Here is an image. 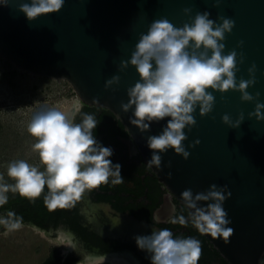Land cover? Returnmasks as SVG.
<instances>
[{"label": "water", "instance_id": "1", "mask_svg": "<svg viewBox=\"0 0 264 264\" xmlns=\"http://www.w3.org/2000/svg\"><path fill=\"white\" fill-rule=\"evenodd\" d=\"M23 2L31 0H9L8 6L0 5V57L30 74L67 80L81 103L111 111L125 126L146 164L152 155L147 138L159 135L170 117L152 122L150 130L143 133L130 123L134 108L124 112L121 104L128 102L127 89L140 76L131 64L121 71V61L130 60L141 34L147 33L157 19L167 18L174 26L182 27L197 12L207 11L217 23H222L218 19L221 15L235 21L232 32L226 33L222 41L223 54L233 49L244 54L243 63L237 57V84L241 78H251L248 69L255 63L256 83L247 91L254 97L259 92V97L242 101L239 91L221 93L209 89L216 98L213 111L201 116L197 107V124L190 131L188 127L184 129L187 139L183 144L190 152L189 158L170 148L159 153L161 168L153 166L151 170L183 205L184 190L191 189L196 194L207 191L212 184L227 185L232 195L223 207L232 221L228 227L234 233L227 244L222 237L205 236L231 264H261L264 120L250 117L249 113L255 111L257 101L264 103V0H221L219 5L216 0H65L59 12L42 14L33 21L19 11ZM185 8L192 12L186 14ZM240 41L244 42L242 47L238 46ZM115 75L120 77L119 83L105 88L106 81ZM96 99L98 104L93 102ZM241 112L244 121L239 128L222 120L224 114H229L235 121ZM196 140L200 143L192 147ZM207 203L199 202L201 206ZM99 208L121 214L108 202L89 204V210ZM95 251L86 260L106 256Z\"/></svg>", "mask_w": 264, "mask_h": 264}, {"label": "clouds", "instance_id": "2", "mask_svg": "<svg viewBox=\"0 0 264 264\" xmlns=\"http://www.w3.org/2000/svg\"><path fill=\"white\" fill-rule=\"evenodd\" d=\"M220 2L216 0L217 5ZM64 3L65 0H31L30 3H20L19 11L33 21L42 14L59 12ZM8 4L9 0H0V5ZM183 11L190 14L192 9ZM210 15L207 11L197 12L191 22L184 23L182 27L174 26L167 18L153 21L147 33L141 34L130 60L121 61V71L131 64L140 76V80L127 89L128 102L121 104L124 112L134 108L130 123L143 133L150 130L152 122L158 123L170 117L159 135L147 138V146L152 150L151 159L147 162L149 168H161L162 156L159 153L170 148L185 159L189 158L190 152L183 144L187 139L184 129L188 127L190 131L197 124L194 117L197 107L201 116L213 111L216 98L209 89L221 93L239 91L242 101L257 100L260 95L257 92L254 97L247 91L256 83L255 63L248 69L251 78H241L237 84V57L239 55V63H243L244 54H238L235 49L223 54L225 44L222 41L226 39V33L232 32L235 21L221 15L218 19L222 23H217L209 18ZM243 43L240 41L238 46L242 47ZM119 81L120 77L115 75L106 81L105 88ZM93 102L98 104L99 100ZM83 107L78 98L73 100L68 111L37 104L27 122V132L36 141L31 149L38 155L39 164H31L25 159L8 162L7 176L15 183H4V175L0 174V207L8 202L6 193L11 190L33 202L43 195L44 205L49 211L71 209L82 200L86 191L109 183L113 186L124 183L121 164H114L109 159L114 154L113 149L103 146L93 134L99 122L93 114L83 112ZM262 110L264 103L257 101L255 111L249 116L264 120ZM77 116L81 117L79 123L76 122ZM222 120L232 128H239L244 114L241 112L235 121L229 114H224ZM199 143L196 140L192 147ZM168 175L171 177V173ZM231 195L227 185L218 187L216 184L205 192L194 194L187 189L181 193L184 206L189 210L188 219L198 232L214 239L222 237L226 244L230 242L234 229L228 227L232 221L223 205ZM199 202L208 203L201 206ZM172 211L175 213V207ZM7 217L10 219H0V224L9 231L23 227L22 217L11 219L16 217L15 212L9 211ZM152 219L155 223L161 222L158 214ZM188 219L182 214L172 215L169 222L186 225ZM60 236L63 241L64 233L61 232ZM73 239L69 235L68 242L60 245L75 249ZM135 240L139 249L150 253L151 264H198L202 255L200 240L192 236L174 237L166 227H154L150 235H138ZM105 258L100 257L101 260Z\"/></svg>", "mask_w": 264, "mask_h": 264}, {"label": "flooded vegetation", "instance_id": "3", "mask_svg": "<svg viewBox=\"0 0 264 264\" xmlns=\"http://www.w3.org/2000/svg\"><path fill=\"white\" fill-rule=\"evenodd\" d=\"M82 104L84 105L83 112L95 116V112L87 107L88 104ZM98 108H101L102 111L108 110L103 107ZM105 115H103L102 121H98L102 125L97 126L93 130V134L103 146L113 149L114 154L109 159L114 164H121V175L124 177V183L115 186L111 183L101 185L90 192L86 191L82 200L79 201L84 224L88 226L90 231L103 238L107 244L104 247V252L100 250V247L93 246L87 250L88 253L96 250L95 253L106 255V257L117 256V258L127 260L129 264H151L150 253L139 249L135 237L150 235L154 227H166L173 232L174 237L192 236L201 241L202 255L198 264H231L206 236L201 235L192 225L188 219L189 210L162 183L159 184L156 181L151 169L143 167L142 154L130 135L118 133L119 124L115 115L111 111H106ZM80 121L81 117L77 116L76 122L79 123ZM100 195H108L114 198L111 202L95 199ZM99 202L110 203L121 214L105 212L104 208L89 210V204L95 205ZM113 202H118L117 205L125 207V210L116 209L112 204ZM173 207H175V213L172 211ZM157 214L161 218L160 223H155L152 219ZM181 214L188 219L186 225L169 222L170 216ZM118 220L120 222L116 224ZM260 263L264 264V255Z\"/></svg>", "mask_w": 264, "mask_h": 264}, {"label": "rangeland", "instance_id": "4", "mask_svg": "<svg viewBox=\"0 0 264 264\" xmlns=\"http://www.w3.org/2000/svg\"><path fill=\"white\" fill-rule=\"evenodd\" d=\"M77 98L79 96L69 81L30 74L0 57V174L4 175V183H15L7 176L8 162L25 159L31 164H39L38 155L31 149L36 141L27 132V122L37 104L68 111ZM0 219L3 218L0 216ZM61 232L65 235L63 241ZM69 235L74 237L75 249L60 245L68 242ZM55 247L63 256L79 255L82 260L77 264H111L99 258L86 260L94 253H88L74 233L64 227L45 231L23 223L22 228L9 231L0 224V264H41Z\"/></svg>", "mask_w": 264, "mask_h": 264}, {"label": "trees", "instance_id": "5", "mask_svg": "<svg viewBox=\"0 0 264 264\" xmlns=\"http://www.w3.org/2000/svg\"><path fill=\"white\" fill-rule=\"evenodd\" d=\"M87 107L95 112V118L97 121H102L103 115L106 114V111H109L104 109V111H102L101 108H98L94 105H87ZM117 123L119 124L118 133L128 136L129 133L125 129L123 123L119 119H117ZM101 125L102 124L100 122L97 126L100 127ZM141 160L143 167L149 168L148 165L144 163V160ZM150 169L151 168H149V170ZM154 178L159 184H161L155 173ZM46 193L47 187L45 186V194ZM6 195L8 196V202L0 207V216L3 219H10L7 217V213L12 211L16 213V217L11 219L22 217L23 223L32 224L46 231L56 230L59 227H64L74 233L85 249L90 250L91 247L97 246L101 248L100 250L102 252H104V247L107 245L106 241L93 231H90L88 226L84 224L83 216L80 213V202H77L76 206L71 209H57L55 211H49L44 205L43 195H41V197L36 199L34 202L27 198L21 197L18 193L7 192ZM113 198L114 197L108 195H100L95 199H98L99 201L111 202ZM117 203L118 202L112 203L116 209L120 211L125 210V207H120L117 205ZM131 211L133 212V210ZM2 225L5 229H7L4 224ZM80 260L81 257L79 255L72 253L68 254L67 256H63L60 254V250L55 247L50 251L47 258L43 260L41 264H76Z\"/></svg>", "mask_w": 264, "mask_h": 264}, {"label": "bare ground", "instance_id": "6", "mask_svg": "<svg viewBox=\"0 0 264 264\" xmlns=\"http://www.w3.org/2000/svg\"><path fill=\"white\" fill-rule=\"evenodd\" d=\"M98 260H101L100 258L98 259ZM107 260H109V261H111V262H114V263H118V264H129L128 262H127V260H122V259H120V258H117V256H110V257H106L105 258V261H107Z\"/></svg>", "mask_w": 264, "mask_h": 264}]
</instances>
